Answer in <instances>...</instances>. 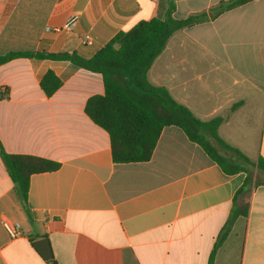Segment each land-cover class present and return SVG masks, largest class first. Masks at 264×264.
I'll return each instance as SVG.
<instances>
[{
	"label": "crops",
	"instance_id": "1",
	"mask_svg": "<svg viewBox=\"0 0 264 264\" xmlns=\"http://www.w3.org/2000/svg\"><path fill=\"white\" fill-rule=\"evenodd\" d=\"M174 1L173 16L183 20L229 0ZM167 7L168 0H0V55L89 58ZM87 35L92 45L83 44ZM49 70L63 81L50 97L40 86ZM148 80L200 120L222 116L219 136L253 162L264 159V0L176 31ZM0 87L9 88L0 97L5 150L60 164L31 176L28 211L0 157V264H49L33 245L42 238L58 264H210L214 249L211 264H264V183L222 238L247 174L224 172L181 128L163 129L150 160L117 163L108 132L85 113L87 100L104 94L101 74L18 58L0 66ZM6 223L18 226L15 237Z\"/></svg>",
	"mask_w": 264,
	"mask_h": 264
},
{
	"label": "trees",
	"instance_id": "2",
	"mask_svg": "<svg viewBox=\"0 0 264 264\" xmlns=\"http://www.w3.org/2000/svg\"><path fill=\"white\" fill-rule=\"evenodd\" d=\"M251 1L253 0L224 1L210 13L193 14L186 19L177 20L173 16L175 1L168 0L163 18L141 21L129 31H120L89 58L76 52L11 51L0 55V66L18 58L48 59L68 61L82 69L101 74L104 94L91 96L86 102L85 113L96 125L108 132L114 162L150 160L163 129L177 126L190 140L199 144L224 172L246 173L243 185L233 200L232 213L222 233L223 238L240 211L248 208L245 198L250 196L254 187L264 183L254 177V170L264 173V159L253 162L240 150L226 143L218 133L224 121L222 116L208 121L200 120L186 106L174 100L166 88L151 84L148 71L176 31L208 21ZM62 85L63 81L52 70L47 71L40 82L42 90L49 97ZM8 94V87H0L1 98ZM238 105L239 103L235 104L233 108ZM0 157L26 210L31 176L57 170L60 166L46 158L10 154L1 140ZM243 213L246 215L247 211ZM214 253L215 249L210 264ZM45 260L49 264H58L53 257Z\"/></svg>",
	"mask_w": 264,
	"mask_h": 264
},
{
	"label": "water",
	"instance_id": "3",
	"mask_svg": "<svg viewBox=\"0 0 264 264\" xmlns=\"http://www.w3.org/2000/svg\"><path fill=\"white\" fill-rule=\"evenodd\" d=\"M33 245L44 257V259H51L53 257L50 242L47 238H42L33 242Z\"/></svg>",
	"mask_w": 264,
	"mask_h": 264
},
{
	"label": "built area",
	"instance_id": "4",
	"mask_svg": "<svg viewBox=\"0 0 264 264\" xmlns=\"http://www.w3.org/2000/svg\"><path fill=\"white\" fill-rule=\"evenodd\" d=\"M83 44L92 45L93 44L92 38L88 35L85 36V38L83 39ZM5 228L12 237H15L17 235L18 226H11L6 223Z\"/></svg>",
	"mask_w": 264,
	"mask_h": 264
}]
</instances>
